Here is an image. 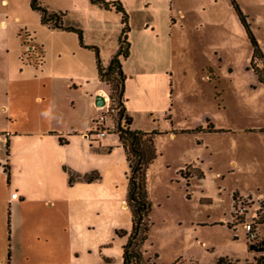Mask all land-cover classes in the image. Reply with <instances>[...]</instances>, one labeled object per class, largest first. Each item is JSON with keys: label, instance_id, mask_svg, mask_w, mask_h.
<instances>
[{"label": "rangeland", "instance_id": "1", "mask_svg": "<svg viewBox=\"0 0 264 264\" xmlns=\"http://www.w3.org/2000/svg\"><path fill=\"white\" fill-rule=\"evenodd\" d=\"M30 2L8 0L7 7L0 0V54L11 61L17 59L25 31L47 42L58 34L41 25L40 14ZM40 2L65 13L66 24L83 30L84 37L101 50L102 59L113 41L118 44L122 25L115 8L105 11L91 0ZM174 4L188 14L186 47L173 55L163 51L147 58L133 49L123 63L134 128L165 132L171 128L167 119L171 114L176 128L194 130L178 133L176 141L166 133L154 136L158 156L146 164L143 175L151 204L147 256L156 264H217L226 258L253 261L264 251V224L260 223L264 214H259L264 196L258 201L251 194H259L257 187L264 188V168L260 160L250 164V158L264 150V136L249 139L242 127L264 126V91L251 88L259 81L254 70L264 69V58L249 60L251 44L236 6L264 46V0H174ZM138 5L139 0H132L128 8L132 40L140 34L143 19L151 15ZM165 8L157 9L155 18L168 20ZM213 48L219 49L222 59ZM150 68L156 69L154 87ZM140 83L149 89L145 94ZM109 126L111 133L117 132L116 116L109 118ZM218 129L231 131L214 133ZM203 140L209 148L200 154L198 143ZM198 153L215 163L213 171L224 175L215 181L222 188L221 202H214L216 195H205L212 188L203 186L205 175L200 169L187 166L179 176L176 173L177 166ZM106 155V161L99 157L86 165L75 162L81 170L93 168L92 174L100 177L88 185L89 194L71 188L64 171L65 192H51L46 184L32 186V180L22 179L27 201H20L23 194L17 192L6 203L0 200V264H7L11 249L19 264L44 257L56 262L52 264H122L126 238L120 233L132 227L127 204L129 166L122 149ZM231 157L241 160L235 172L228 165ZM65 161L74 164L69 156ZM206 204L212 206L208 209ZM249 224L255 237L247 231Z\"/></svg>", "mask_w": 264, "mask_h": 264}, {"label": "crops", "instance_id": "2", "mask_svg": "<svg viewBox=\"0 0 264 264\" xmlns=\"http://www.w3.org/2000/svg\"><path fill=\"white\" fill-rule=\"evenodd\" d=\"M113 1L120 2L127 13L128 8L132 6V0ZM2 2L8 4V0H2ZM138 6L143 10H148L151 15L143 19L138 36L132 40L128 34L129 57L122 59V63L132 56L133 49L138 50L143 58H147L158 56L163 51L173 55L186 47V31L184 28L188 23V14L185 9L174 4V0H167L165 3L162 0H139ZM163 6H166L165 11L168 12V20L165 21L155 18L154 15L156 14L155 11ZM41 25L58 33L55 34L54 40L50 42L39 41L34 38L35 45L40 46L44 52L42 63H36L33 59H23L22 56L26 50L23 44L20 46V51L16 53L17 59L13 61H11V58L8 59L5 55L3 57L0 54V151L2 150L0 156V200L5 203L12 200L14 192L23 194L20 201L29 199L24 196L27 191L23 190L22 179L32 180L31 182L34 183L32 186L46 184L51 192H65L67 178H65L64 171L67 173L71 188H74L77 193L85 192V194H89L88 185L96 180L89 182L88 178L99 176L92 174L93 168L81 170L75 165V162L86 165L96 161L99 157L106 161V154H112L116 149L124 151L129 166L125 149L122 147L117 133H110L102 140H94L89 137V132L95 120L107 109L105 98H108L111 105V88L99 78L95 54L83 48L75 34H72L73 37H69L65 35L66 32L49 29L42 23ZM131 26L129 17L130 32ZM121 28L123 29V25ZM122 29L120 30V37ZM120 37L118 44L113 41L110 45V53L106 52V55L103 56L102 60L105 65L109 64L119 51L121 46ZM256 40L264 57L262 41L258 38ZM84 41L87 45L97 46L88 38L84 37ZM230 43L232 44V42ZM228 45V47L225 45V48H231L229 43ZM218 50V48H213L212 52L219 59H222L223 55L222 53L219 54L220 51ZM249 53V60H252L254 55L252 45ZM155 71V68H150L148 72L151 80L154 81L153 87L156 83L153 76ZM171 87L172 84L170 83ZM140 88L144 94L149 90L144 83H140ZM251 88L263 92L264 84L258 81V83H252ZM152 90L155 89L152 88ZM126 92L127 87L125 97ZM100 98L104 99L103 105H100ZM126 107L132 117V113L128 108V100ZM167 119L170 121L171 128L165 132L143 131L133 127L136 131L148 134L155 133L152 136L153 146L151 148L154 157L158 156L154 145L156 138L154 136L166 133L170 134L171 139L176 141L178 133L194 131L188 128H176L171 114L168 115ZM209 120L212 121L211 118H207L206 121ZM242 128L249 139H257L259 135L264 136V126L254 125ZM225 130L231 131L230 129ZM225 130L218 129L214 133ZM201 134L210 133L202 132ZM198 145L200 147L197 148V152L200 154L204 148H209L204 140L203 143H198ZM256 152L252 154L250 164L260 160L264 168V150ZM199 153L185 159L183 164L176 167V173L179 176V172L187 166L200 169L205 175L201 180L203 186L212 188L211 194L206 193L205 195H210L209 197L216 195L214 202H221L222 200L218 196L222 188L216 187L215 181L220 177L224 178V175L222 172L213 171L215 163L210 158H203ZM67 156L74 161V164L68 163L67 165L65 161ZM228 165H231L235 172L241 166V160L231 157ZM71 177L74 179L72 182ZM261 188L257 187V190L260 191L259 194H251L254 195V200L259 201L264 196V192L261 191L264 188ZM49 205L52 206L53 203ZM211 206L212 204L204 205L208 209ZM124 207H126V204H124ZM8 223L11 235V212ZM42 233L40 238L44 235ZM261 250H264V245ZM260 255H264V251H260L258 256ZM18 259L17 254H14L11 249L7 264H19ZM2 262H4L3 259ZM52 263L56 262L54 260L48 262V258L44 257L33 264Z\"/></svg>", "mask_w": 264, "mask_h": 264}, {"label": "trees", "instance_id": "3", "mask_svg": "<svg viewBox=\"0 0 264 264\" xmlns=\"http://www.w3.org/2000/svg\"><path fill=\"white\" fill-rule=\"evenodd\" d=\"M91 2L93 5L100 6L105 10L115 8L117 13L121 15V23L123 25L120 37L121 46L117 54L107 65L102 60L100 49L97 46H91L85 43L83 30L66 24L65 13L50 10L48 7L42 5L40 0H31L30 6L33 11L40 14L41 23L44 26L52 30L75 34L78 37L80 45L95 54L99 78L111 88L110 98L113 109L111 116H116L117 118L116 133L119 136L122 147L125 149L129 163L127 204L132 212V227L129 232L122 231L120 233L122 237L126 238V242L122 247V264H156L147 256L148 252L145 248L149 240L151 204L143 188V175L146 164L153 158L151 148L153 146L152 136L155 133L148 134L134 130L133 118L130 116L126 107V74L123 69L122 59L129 57V15L120 2L108 0H91ZM236 10L244 24L248 39L254 48V55L251 61L257 57L264 58L261 54L260 46L250 26L246 23L241 10L237 6ZM22 44L26 49L22 56L23 59H33L36 63L43 62L44 52L40 46L35 45V39L29 32L25 31ZM254 71L259 78V82L264 84V69H255ZM97 179L99 177H89L88 181L92 182ZM73 180V177H71V182ZM259 214H264V201L261 202ZM260 223L264 224V219ZM217 264H264V255L255 257L253 261H245L243 263L238 260L232 261L226 258L221 259Z\"/></svg>", "mask_w": 264, "mask_h": 264}, {"label": "built area", "instance_id": "4", "mask_svg": "<svg viewBox=\"0 0 264 264\" xmlns=\"http://www.w3.org/2000/svg\"><path fill=\"white\" fill-rule=\"evenodd\" d=\"M107 109L105 113H103L99 118H97L93 124L92 129L89 132V137L93 138L94 140H102L107 137L111 133V129L109 126V118L113 113V109L108 101V98H105ZM109 103V105H108ZM248 233L255 237V233L253 231L252 225L249 224L246 226Z\"/></svg>", "mask_w": 264, "mask_h": 264}, {"label": "water", "instance_id": "5", "mask_svg": "<svg viewBox=\"0 0 264 264\" xmlns=\"http://www.w3.org/2000/svg\"><path fill=\"white\" fill-rule=\"evenodd\" d=\"M99 100L102 101V102L100 101V105H101V104L103 105V101H104V99H103V98H100Z\"/></svg>", "mask_w": 264, "mask_h": 264}]
</instances>
